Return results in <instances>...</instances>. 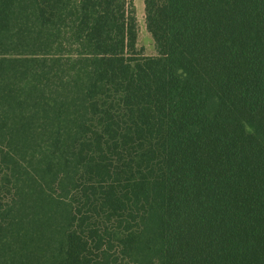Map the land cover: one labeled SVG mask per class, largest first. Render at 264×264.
<instances>
[{"label":"trees","instance_id":"obj_1","mask_svg":"<svg viewBox=\"0 0 264 264\" xmlns=\"http://www.w3.org/2000/svg\"><path fill=\"white\" fill-rule=\"evenodd\" d=\"M0 0V264H264V0Z\"/></svg>","mask_w":264,"mask_h":264},{"label":"rangeland","instance_id":"obj_2","mask_svg":"<svg viewBox=\"0 0 264 264\" xmlns=\"http://www.w3.org/2000/svg\"><path fill=\"white\" fill-rule=\"evenodd\" d=\"M136 17L139 25L138 45L146 55L156 54L153 38L146 26L145 2L144 0H133Z\"/></svg>","mask_w":264,"mask_h":264}]
</instances>
